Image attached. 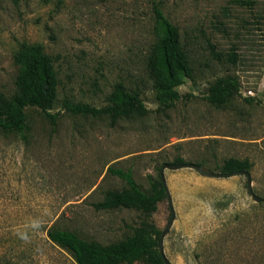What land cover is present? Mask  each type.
<instances>
[{"label":"rangeland","instance_id":"374dc122","mask_svg":"<svg viewBox=\"0 0 264 264\" xmlns=\"http://www.w3.org/2000/svg\"><path fill=\"white\" fill-rule=\"evenodd\" d=\"M243 1L0 0V95L16 91L20 44L39 45L57 81L49 112L58 113L52 126L27 108L26 140L0 136V228L12 227L0 236V264H75L41 227L101 245L141 221L160 234L170 216L166 197L149 216L93 207L126 188L108 167L129 170L147 191L176 158L215 173L224 159H246L251 190L264 199V0ZM153 6L176 27L192 69L176 88L181 98L161 112L144 66L155 41ZM209 47L222 59L233 50L236 62L215 60ZM225 76L237 79L239 92L210 106L206 89ZM116 83L137 92L149 112L110 125L60 108L64 99L101 107ZM162 175L174 216L162 237L170 264H264V201H252L244 176L208 178L190 168Z\"/></svg>","mask_w":264,"mask_h":264},{"label":"trees","instance_id":"16d2710c","mask_svg":"<svg viewBox=\"0 0 264 264\" xmlns=\"http://www.w3.org/2000/svg\"><path fill=\"white\" fill-rule=\"evenodd\" d=\"M16 3L17 0H11ZM237 5H244L248 1L233 0ZM153 13L154 43L149 47L145 59V72L154 91L157 104L156 111L161 112L173 107L181 98L176 88L191 77V66L188 56L183 49L178 32L155 6ZM210 55L217 61L222 59L209 47ZM14 61L18 65V74L15 78V93L9 97L0 95V136L14 135L25 141L28 132L27 108H35L40 115L54 125L58 113H50L56 97L57 81L50 59L43 53L39 45L20 44L14 53ZM234 64L237 56L230 50L222 59ZM240 85L236 78L225 76L214 80L206 89L204 101L215 108L225 106L234 95H237ZM253 98H244L247 103ZM61 110L72 116L106 118L110 125L117 120L140 118L149 110L144 106L135 91H128L121 83H116L109 95L106 104L93 107L84 103H74L64 99ZM180 158L174 164H182ZM250 165L246 159L227 158L222 161L218 173L229 174L237 171H248ZM107 172L122 180L126 188L121 191L107 192L103 199L93 204L96 210L132 209L144 216L155 212L157 204L165 198L160 180L150 184L147 191H142L135 184L129 170L108 167ZM9 212L2 213L7 218ZM46 239L65 250L75 264H164L157 251L159 233L147 222L141 221L138 226L130 228L129 236L116 242L101 245L86 241L73 232L58 229L53 226L41 227ZM12 233L10 225L0 228V236L9 237ZM6 264H10L7 262Z\"/></svg>","mask_w":264,"mask_h":264},{"label":"water","instance_id":"95a60500","mask_svg":"<svg viewBox=\"0 0 264 264\" xmlns=\"http://www.w3.org/2000/svg\"><path fill=\"white\" fill-rule=\"evenodd\" d=\"M168 169V170H176L179 168H190L195 170L197 173H199L200 175L204 176V177H208V178H228L230 176H234V175H242L245 178V188L247 191V194L250 196V198L252 199L253 202L255 203H259L264 201V199L257 197L251 190V181H250V177H249V173L248 171H237V172H233V173H229V174H220V173H215L212 172L202 166H198V165H194V164H162L159 170V180L161 183V186L163 188V191L165 193V197L167 200V207L168 210L170 212V216L169 219L165 225V227L161 230L158 238H157V251L158 254L161 257V260L164 264H170L167 259L165 258L163 252H162V237L164 236V234L166 233V231L168 230V228L171 225V222L173 220V211H172V207H171V203H170V199H169V195L167 192V189L165 187V183H164V179H163V175H162V170L163 169Z\"/></svg>","mask_w":264,"mask_h":264},{"label":"built area","instance_id":"2783aa9c","mask_svg":"<svg viewBox=\"0 0 264 264\" xmlns=\"http://www.w3.org/2000/svg\"><path fill=\"white\" fill-rule=\"evenodd\" d=\"M248 94H249V95H251V93H250V92H248Z\"/></svg>","mask_w":264,"mask_h":264}]
</instances>
